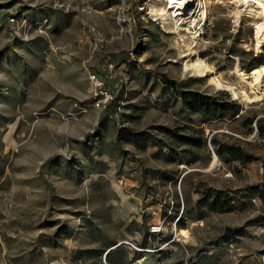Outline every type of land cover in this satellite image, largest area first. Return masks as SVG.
<instances>
[{"label":"rangeland","instance_id":"374dc122","mask_svg":"<svg viewBox=\"0 0 264 264\" xmlns=\"http://www.w3.org/2000/svg\"><path fill=\"white\" fill-rule=\"evenodd\" d=\"M202 1L0 0V264H264V0Z\"/></svg>","mask_w":264,"mask_h":264},{"label":"bare ground","instance_id":"6f19581e","mask_svg":"<svg viewBox=\"0 0 264 264\" xmlns=\"http://www.w3.org/2000/svg\"><path fill=\"white\" fill-rule=\"evenodd\" d=\"M244 2H247L248 0H243ZM259 1V0H257ZM202 0H165L164 2H161L159 4L158 7V11H160L161 14H163L166 10H167V4L173 6H177L176 10L177 13L176 15H178L177 18H182V17H193V16H200L203 17L204 16V5H203ZM262 3V2H261ZM238 14V13H237ZM261 17L259 18V20L256 22V34L258 36V38H264V8L261 11ZM165 15V13H164ZM259 40V39H258ZM192 68L194 69V71H202L207 69L208 67L206 66V64L198 57L196 56V58L194 59ZM251 76H247L245 75L243 77L242 80L247 79L248 77H252L251 82L249 83L251 86H254L259 79V71L254 70L251 74ZM234 96H236V92L234 91V89H231Z\"/></svg>","mask_w":264,"mask_h":264},{"label":"trees","instance_id":"16d2710c","mask_svg":"<svg viewBox=\"0 0 264 264\" xmlns=\"http://www.w3.org/2000/svg\"><path fill=\"white\" fill-rule=\"evenodd\" d=\"M191 93L185 91V92H182L181 95H182V98L184 100H186L189 96H190ZM222 109L224 110H234L235 109V105L234 103H225L223 105H221ZM257 122V130L259 133H262L263 132V127L260 123V120H256ZM186 141L188 142H191L193 144H196L194 140L192 139H185ZM210 142L212 143V145L214 146V149H215V152L219 155V156H222V155H225L226 158L228 160H238L242 163H246V162H249L253 159V156L244 151L242 149L241 146L237 145V144H225V143H219L216 139L214 138H211ZM255 188V187H254ZM209 195H205L204 198H207ZM232 200L230 199H224V201H220L217 197H214V199H212L208 205L210 208L212 209H215V210H223V211H229L232 209L233 205H232Z\"/></svg>","mask_w":264,"mask_h":264}]
</instances>
